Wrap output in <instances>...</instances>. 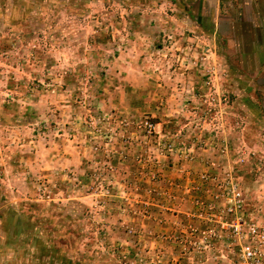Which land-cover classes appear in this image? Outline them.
Here are the masks:
<instances>
[{
    "label": "rangeland",
    "instance_id": "1",
    "mask_svg": "<svg viewBox=\"0 0 264 264\" xmlns=\"http://www.w3.org/2000/svg\"><path fill=\"white\" fill-rule=\"evenodd\" d=\"M252 219L264 0H0V264H237Z\"/></svg>",
    "mask_w": 264,
    "mask_h": 264
},
{
    "label": "trees",
    "instance_id": "2",
    "mask_svg": "<svg viewBox=\"0 0 264 264\" xmlns=\"http://www.w3.org/2000/svg\"><path fill=\"white\" fill-rule=\"evenodd\" d=\"M34 203H31L30 206H33ZM2 216H4V221L2 222V227L7 231L8 230V241L13 242V238H18L22 235H28V239L32 245L37 247V256L35 259H40L44 257L46 253H55V245L56 243L53 241L51 237L47 236L46 229H36V224L33 223L24 211L21 210H12V213L8 215V213L2 212ZM40 230V231H39ZM20 243V242H19ZM56 250H60L57 249ZM52 254L50 258H55V254ZM58 257L62 258L65 261H69L66 259L65 255L58 254ZM57 257V258H58ZM77 262V261H76ZM78 263V262H77ZM74 264V263H73Z\"/></svg>",
    "mask_w": 264,
    "mask_h": 264
},
{
    "label": "built area",
    "instance_id": "3",
    "mask_svg": "<svg viewBox=\"0 0 264 264\" xmlns=\"http://www.w3.org/2000/svg\"><path fill=\"white\" fill-rule=\"evenodd\" d=\"M233 193L241 195L239 189ZM233 228L239 245L237 264H264V224L240 220Z\"/></svg>",
    "mask_w": 264,
    "mask_h": 264
}]
</instances>
